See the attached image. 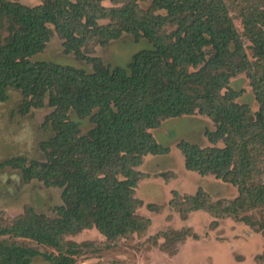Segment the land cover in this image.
Segmentation results:
<instances>
[{
  "label": "trees",
  "instance_id": "1",
  "mask_svg": "<svg viewBox=\"0 0 264 264\" xmlns=\"http://www.w3.org/2000/svg\"><path fill=\"white\" fill-rule=\"evenodd\" d=\"M111 3L43 0L30 7L0 0V102L18 90L22 114L47 103L52 111L44 127L53 132L40 143L43 159L17 157L2 166L18 170L27 183L38 180L60 189L62 198L55 218L27 208L0 225V264H31L37 257L76 264L83 247L92 243L66 240L67 235L96 229L116 243L146 231L150 220L138 214L143 201L135 196L145 175L137 168L146 156L170 151L152 131L195 114L208 117L215 129L205 131L211 146L180 142L185 167L233 184L239 195L214 202L201 191L181 199L174 192L171 205L183 217L206 211L264 234V221L253 214L264 210V0ZM55 33L63 39L65 54L86 61L92 70L34 60ZM124 34L150 45L126 66L88 55L91 43L107 46ZM242 75L250 79L260 105L256 112L237 102L243 91L235 90L231 80ZM85 120L92 126L82 133ZM162 235L166 240L196 236L189 229ZM151 239L156 242L157 236Z\"/></svg>",
  "mask_w": 264,
  "mask_h": 264
},
{
  "label": "rangeland",
  "instance_id": "2",
  "mask_svg": "<svg viewBox=\"0 0 264 264\" xmlns=\"http://www.w3.org/2000/svg\"><path fill=\"white\" fill-rule=\"evenodd\" d=\"M14 1L30 7L43 2ZM104 5L112 6L111 0H104ZM236 22L241 29L240 21ZM62 43L63 39L55 33L45 51L33 59L92 70V65L86 61L65 54ZM149 46L146 40L137 43L132 35L124 34L107 46L91 43L88 55L99 57L105 64L126 66L135 53ZM231 86L243 91L237 102L249 104L253 112L259 110L260 105L246 75L232 79ZM22 99L20 91L11 90L8 101L0 102V225L10 224L27 208L55 218L56 207L62 204L60 189L47 188L38 180L27 183L18 170L2 166L4 162L17 157L43 159L40 143L53 135L51 129L44 127V121L52 108L46 103L44 108L22 114L19 110ZM91 126L88 120L81 122L82 133L89 131ZM207 129H215L211 120L195 114L171 119L152 131L158 142L169 147L170 151L164 156H146L143 164L137 168L145 175L138 182L135 192V196L143 201V206L137 212L149 218V227L141 234L120 238L116 243L96 229L67 235L66 240L79 244L92 243L91 246L83 247L76 264H264V259L260 258L264 256V234L256 228L235 218H216L206 211L191 212L183 217L171 205L174 192H178L180 197L177 199H181L201 191L214 202L231 201L239 195L238 188L233 184L223 182L213 174L202 176L185 167L180 142L211 146L205 136ZM253 214L257 220L264 221V210ZM214 221H217L216 225ZM183 229H189L196 236L166 240L162 235ZM156 236L157 241L154 242L151 238ZM17 240L42 252L56 254L52 248L32 241ZM31 264L52 263L37 257Z\"/></svg>",
  "mask_w": 264,
  "mask_h": 264
}]
</instances>
